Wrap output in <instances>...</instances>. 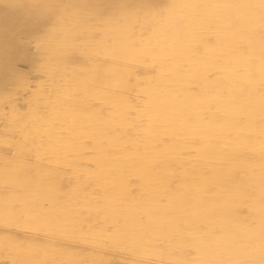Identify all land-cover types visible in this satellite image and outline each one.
<instances>
[{
  "label": "clouds",
  "instance_id": "obj_1",
  "mask_svg": "<svg viewBox=\"0 0 264 264\" xmlns=\"http://www.w3.org/2000/svg\"><path fill=\"white\" fill-rule=\"evenodd\" d=\"M22 2L0 0V9ZM207 28L219 32L223 43L192 60L190 41ZM83 29L103 37L86 55L103 56L114 63L93 64L70 78L46 69L47 79L34 91L30 85L17 89L32 91L25 112L17 109L15 95L0 97V149H12L20 168L25 167L27 156L35 155L38 163L47 161L57 170L71 167L78 180L76 188L62 194L66 199L56 205L49 219L26 215L21 223L47 228L101 252L122 253L123 258L57 259L55 254L8 245L10 264H264V125L254 134L259 139L250 141L237 119L244 107L237 100L243 91L240 86H264V42L248 56L237 54L235 48L237 41L256 29L264 32V0H170L163 16L125 10L85 21ZM145 61L159 71L141 88L140 78L129 83L133 72L128 66ZM194 86L199 94L190 92ZM133 89L136 104L129 101ZM94 103L110 109L106 117L92 110ZM256 111L264 121V93ZM209 113L216 119H205ZM128 129L138 134L135 140L122 139ZM164 137L170 143L157 148ZM88 140L93 141V149L85 148ZM196 140L200 144L194 147ZM129 143L135 151H124ZM249 147L260 155L259 162L251 165L241 159L242 150ZM85 151L95 153L90 158L95 171L79 167ZM125 167L142 175L149 197L160 175H178L191 189L206 179L205 171L214 180L246 170L255 183L221 187L216 194L219 202L197 201L191 206L209 213L206 218H183L187 200H182L170 209L175 217H157L144 225L130 217L115 192ZM81 175L83 182H79ZM4 180L0 167V185ZM89 184L103 185L104 194L85 192ZM33 195L25 191L20 199L27 202ZM241 201H248L253 223L244 224L233 214ZM90 217L93 224L102 226L94 230L89 225L87 232L81 231ZM5 247L0 240V264Z\"/></svg>",
  "mask_w": 264,
  "mask_h": 264
},
{
  "label": "bare ground",
  "instance_id": "obj_2",
  "mask_svg": "<svg viewBox=\"0 0 264 264\" xmlns=\"http://www.w3.org/2000/svg\"><path fill=\"white\" fill-rule=\"evenodd\" d=\"M169 7L170 0H23L21 4L0 9V97L15 95L17 109L25 112L29 108L26 101H29L32 91L21 93L17 89L21 85H30L34 91L39 82L47 79L46 69H51L57 75L63 73L70 78L73 73L80 69H89L93 64L107 66L114 63L103 56L86 55L87 50L96 46L103 37L99 32L89 35L84 31L85 21L94 22L96 19H104L125 10L137 11L141 15L163 16L165 9ZM203 7V4L200 5L201 9ZM233 20L238 23L234 16ZM262 42L264 32L256 29L235 43L236 52L241 56H248L254 49H258ZM112 43L113 40L109 39L108 44ZM220 43H223V38L215 29L207 28L199 32L190 41L191 59L195 60L207 49L215 48ZM136 46L139 47V44ZM128 67L134 74V83L136 78H140L141 88L145 87L149 78L154 80L159 71L157 66L148 61ZM240 87L243 91L237 94V100L244 107L237 119L243 128L242 134L250 141L258 140L259 137L254 134L260 131L264 121L259 118L256 110L259 107V97L264 93V86L257 84L253 87L252 84L243 83ZM199 91L198 87L190 88L193 94H199ZM129 101L136 104L135 89L129 96ZM92 110H100V114L105 117L110 111L99 103H94ZM4 111L6 113L10 111L7 103L4 105ZM205 119L212 121L216 117L209 113ZM4 127H8L7 121ZM137 135L133 129H128L122 139L135 140ZM169 143V138L164 137L163 142L156 146L163 148ZM199 144V140L193 141L194 147ZM85 148L93 149V141L88 140ZM135 150L129 143L124 151ZM0 153L4 157L0 167L4 169L5 174L4 183L0 185V215L4 218V222L0 223V240L6 246L3 264H10L8 245L40 250L48 255L55 254L57 259L62 257L81 259L101 255L113 261L123 258L122 253L101 252L85 242L70 239L47 228H36L31 223H21L26 215L35 216L40 220L49 219L56 205L66 199L62 194L70 193L76 188L78 180L71 167L57 170L47 161L38 163L35 155H31L25 158V167L20 168L12 149L3 148L0 149ZM113 154L122 155L120 152ZM94 155L92 151H85L79 167L90 172L95 171L97 166L90 159ZM241 159L251 165L259 162L260 155L249 147L242 150ZM204 177L206 179L203 182H197V188L189 189L178 175H160L156 178L152 196L149 197L145 192L142 175L135 169L125 167L120 174L115 192L132 219H139L142 224L149 225L157 217L165 219L175 217L177 214L170 209L177 208L182 200H187L183 218L190 221L206 218L209 213L191 206L196 205L197 201L204 204L219 202L216 194L221 187L235 189L237 186L255 183L246 170H237L231 176L214 180L212 173L205 171ZM83 180L84 176L81 175L79 182ZM239 190L246 189L240 187ZM25 191L34 194L27 202L20 199ZM84 191H91L93 196H102L104 186L89 184ZM247 205L248 201H241L240 206L232 210L244 224L253 223L254 213ZM89 225H92L94 230L102 226L99 223L93 224L90 217L80 226L81 231L87 232ZM201 227L203 228V225Z\"/></svg>",
  "mask_w": 264,
  "mask_h": 264
},
{
  "label": "rangeland",
  "instance_id": "obj_3",
  "mask_svg": "<svg viewBox=\"0 0 264 264\" xmlns=\"http://www.w3.org/2000/svg\"><path fill=\"white\" fill-rule=\"evenodd\" d=\"M129 83H132V84L134 83V74H133L132 78L129 80ZM0 231H1V230H0ZM14 233H17V234H18V233H20V232H14Z\"/></svg>",
  "mask_w": 264,
  "mask_h": 264
}]
</instances>
